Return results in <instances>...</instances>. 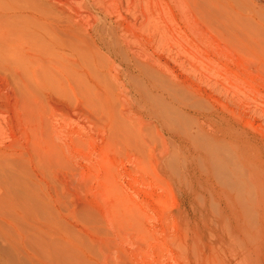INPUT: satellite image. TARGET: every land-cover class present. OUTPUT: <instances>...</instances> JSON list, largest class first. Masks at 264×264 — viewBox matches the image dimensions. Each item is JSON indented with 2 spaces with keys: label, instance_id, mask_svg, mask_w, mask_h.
<instances>
[{
  "label": "rangeland",
  "instance_id": "obj_1",
  "mask_svg": "<svg viewBox=\"0 0 264 264\" xmlns=\"http://www.w3.org/2000/svg\"><path fill=\"white\" fill-rule=\"evenodd\" d=\"M44 1L72 37L65 97L36 83V91L25 86L32 93L15 86L13 96L2 86L13 71L0 57V150L33 183L35 202L73 244L94 250L91 264L264 261V251L233 242L222 214L201 202L198 167L171 168L182 145L141 91L150 85L141 67L192 91L216 119L200 118L206 134L232 124L264 161V0ZM97 25L113 34L109 50Z\"/></svg>",
  "mask_w": 264,
  "mask_h": 264
},
{
  "label": "bare ground",
  "instance_id": "obj_2",
  "mask_svg": "<svg viewBox=\"0 0 264 264\" xmlns=\"http://www.w3.org/2000/svg\"><path fill=\"white\" fill-rule=\"evenodd\" d=\"M237 16L231 14L229 19L238 23ZM64 21L44 0H0V57L6 59L10 71H13L9 79L3 78L4 90H11L15 96L18 92L15 86L23 88L30 84L32 87L36 83L41 89L65 97L66 50L68 39L72 37H68ZM98 27L96 39L109 50L113 34L110 35L107 26ZM141 70L150 82V85L142 86L141 91L149 103L151 116L156 115L160 126L171 130V138L180 143V148L182 145L181 154L176 152L170 159L171 168L179 173L185 169L187 173L190 167L197 166L198 170L193 173L197 172L201 180L204 193L201 202H207L222 214L220 227L233 242L241 248L251 246L260 257L264 251V161L251 154L250 145L232 124L220 126L219 122L218 127L214 125L212 133L204 132L201 119L208 123L216 120L209 114L210 107L205 105L207 101L204 103L201 97L182 86L166 83L160 74L159 77L157 73H151L152 70L144 67ZM20 171L13 154L0 150V264L89 263L92 257L89 259L87 254L92 256L94 250L90 251L89 246L84 245L85 241L73 244L76 241L67 235L44 206L36 203L35 186Z\"/></svg>",
  "mask_w": 264,
  "mask_h": 264
}]
</instances>
